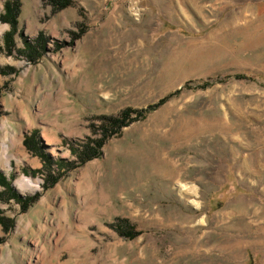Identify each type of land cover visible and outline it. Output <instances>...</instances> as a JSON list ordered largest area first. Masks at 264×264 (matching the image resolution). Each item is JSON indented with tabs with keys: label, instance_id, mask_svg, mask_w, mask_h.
Segmentation results:
<instances>
[{
	"label": "rangeland",
	"instance_id": "374dc122",
	"mask_svg": "<svg viewBox=\"0 0 264 264\" xmlns=\"http://www.w3.org/2000/svg\"><path fill=\"white\" fill-rule=\"evenodd\" d=\"M74 1L54 13L21 0L17 49L43 33L46 52L0 53V126L24 152L0 174L21 198L40 195L27 211L0 199L14 221L0 225V264H264V0ZM9 30L0 20L1 40ZM177 91L113 134L107 118ZM34 130L65 161L48 189L24 146ZM22 177L39 189L22 193ZM118 219L141 235L121 237Z\"/></svg>",
	"mask_w": 264,
	"mask_h": 264
},
{
	"label": "trees",
	"instance_id": "16d2710c",
	"mask_svg": "<svg viewBox=\"0 0 264 264\" xmlns=\"http://www.w3.org/2000/svg\"><path fill=\"white\" fill-rule=\"evenodd\" d=\"M46 2L52 6L54 13L77 6L74 0H46ZM21 10V0H8L4 5V12L0 17V20L1 22L8 24L10 26V30L4 35L3 40L0 39V53L5 51L7 52V54L12 55L17 51L19 54L25 55L29 59L36 61L37 59L41 58L46 52L48 39L43 33H41L33 42L24 39V48L17 49L16 34L19 30V17L21 14ZM85 31L86 30L82 28L80 32H74L73 40L79 39L85 33ZM1 73L3 75H9L11 72L2 71ZM236 78L238 80L246 79L245 76H237ZM212 85L213 83L211 82H205L202 84H198L196 88L204 89ZM185 88L192 89V87H190V84L188 83L185 85ZM2 93L3 88H0V97L2 96ZM180 93L181 91H177L176 93L161 99L158 103L148 106L146 109L136 110L128 108L124 110L119 117L107 118L106 120L109 121V125L110 128H112L113 134L118 133L123 128L130 126L133 122L145 119L147 115L154 112ZM105 132L110 133L108 129L105 130ZM104 138L105 139L96 142V148H91L88 146L86 150L82 154H80L79 158L83 164L100 155L99 150L103 147L108 137L104 135ZM43 145V140L40 137L39 130L32 131L31 135L26 136L24 140V146L42 160L44 164L43 169L48 172L45 184V189H48L55 186L59 182L61 177L64 176L65 171L63 170L65 167V161H55L52 155L45 151ZM55 165L59 169L57 173L53 168V166ZM35 173H40V171H36ZM0 186L4 188V192L0 193V199H3L4 201L15 200L18 204L21 205L23 211H27L28 208L32 204H34L40 197V195H36L34 197H28L26 199L21 198L14 191L11 182L2 173L0 174ZM13 224V220L8 219L0 214V225L6 232L10 231ZM113 229H115L121 237L128 240H134L141 235V233L137 231L136 228H134L128 220L125 219H118L117 222L113 225ZM1 242L2 241L0 239V243Z\"/></svg>",
	"mask_w": 264,
	"mask_h": 264
},
{
	"label": "bare ground",
	"instance_id": "6f19581e",
	"mask_svg": "<svg viewBox=\"0 0 264 264\" xmlns=\"http://www.w3.org/2000/svg\"><path fill=\"white\" fill-rule=\"evenodd\" d=\"M0 132V169L6 168L9 171L13 169L12 160L14 158H16L19 163L23 162V159L20 158L21 156H24L21 138L17 133L11 132L7 128L6 123L1 124ZM12 150H15L14 154L12 153ZM17 187L22 193L35 192L39 189V182L22 177L17 182ZM186 191L194 193L192 189H188Z\"/></svg>",
	"mask_w": 264,
	"mask_h": 264
}]
</instances>
